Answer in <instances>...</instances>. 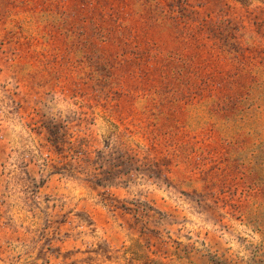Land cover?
Instances as JSON below:
<instances>
[{
	"label": "rangeland",
	"instance_id": "rangeland-1",
	"mask_svg": "<svg viewBox=\"0 0 264 264\" xmlns=\"http://www.w3.org/2000/svg\"><path fill=\"white\" fill-rule=\"evenodd\" d=\"M0 264H264V0H0Z\"/></svg>",
	"mask_w": 264,
	"mask_h": 264
}]
</instances>
